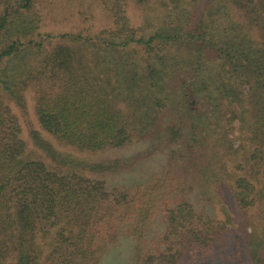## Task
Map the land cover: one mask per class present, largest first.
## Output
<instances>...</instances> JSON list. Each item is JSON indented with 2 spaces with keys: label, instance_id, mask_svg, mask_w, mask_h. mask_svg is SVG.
Wrapping results in <instances>:
<instances>
[{
  "label": "trees",
  "instance_id": "1",
  "mask_svg": "<svg viewBox=\"0 0 264 264\" xmlns=\"http://www.w3.org/2000/svg\"><path fill=\"white\" fill-rule=\"evenodd\" d=\"M100 1L108 28L55 43L34 39L32 0L0 11V264H184L216 247L228 205L258 211L242 227L264 264V0H156L137 25L128 0ZM32 87L60 144L147 147L96 162L31 129L26 153Z\"/></svg>",
  "mask_w": 264,
  "mask_h": 264
},
{
  "label": "rangeland",
  "instance_id": "2",
  "mask_svg": "<svg viewBox=\"0 0 264 264\" xmlns=\"http://www.w3.org/2000/svg\"><path fill=\"white\" fill-rule=\"evenodd\" d=\"M22 0H0V11L3 7L14 8L17 7ZM139 1L141 3H139ZM144 1V2H143ZM156 0H128L127 17L131 24H138L142 20V8L145 10L149 7H155L157 3ZM31 13L36 14L38 19V30L33 35L36 41H47V36L53 35L55 37L53 43L56 41V36L63 33H95L97 30L102 28H108L111 25L110 15L105 8L104 4L100 0H32ZM146 7V8H145ZM53 37V38H54ZM52 38V39H53ZM46 46L47 43L45 44ZM53 46H48V49H52ZM32 87L29 89V99L27 98V110L26 114H23V122L21 128L23 134L22 137L28 142V147L26 148V153L29 152L28 148L32 149V142L29 140L28 131L33 129L40 134L41 138L49 142L58 151L75 156L76 158L88 159L91 161H106V160H116L119 158H125L128 155H132L137 150L138 152L143 151L147 145L139 144L130 148H125L122 150H104L94 153L90 152H78L70 147L60 144L55 138L43 132L38 126L36 121L33 104L35 103L36 91ZM26 130V131H25ZM27 132V133H26ZM162 153L157 152L150 158L148 162L149 168L152 171L158 170L161 161H159V156ZM34 156L41 158V160L46 161L43 157L44 154L41 151H34ZM144 167H140L142 171ZM140 172V171H139ZM138 175H136L137 177ZM101 180L118 183L122 180V176H106L105 178L98 177ZM204 197V196H203ZM215 203H218L215 200ZM211 207L209 204L205 203V208L199 209V213H207L211 216ZM228 215H226L225 220H219V223H226L225 227L220 229L219 241L211 252L201 253L195 257H191L184 264H252L250 263V257L247 253L246 246V233L249 232V224L246 229L242 227L244 220L256 217L258 211L256 210L254 215L249 216L245 214L241 216L240 210L236 206H227ZM231 222H230V219ZM229 219V220H228ZM259 224V219L254 221ZM227 225L231 227L229 232L226 231ZM237 230H239L237 232ZM240 232V233H239ZM123 251V249H121Z\"/></svg>",
  "mask_w": 264,
  "mask_h": 264
}]
</instances>
